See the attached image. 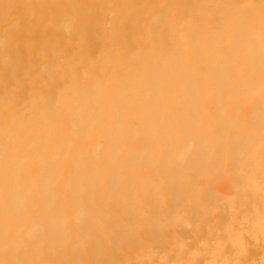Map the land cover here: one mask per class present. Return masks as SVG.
I'll use <instances>...</instances> for the list:
<instances>
[{
	"label": "bare ground",
	"instance_id": "bare-ground-1",
	"mask_svg": "<svg viewBox=\"0 0 264 264\" xmlns=\"http://www.w3.org/2000/svg\"><path fill=\"white\" fill-rule=\"evenodd\" d=\"M0 264H264V0H0Z\"/></svg>",
	"mask_w": 264,
	"mask_h": 264
}]
</instances>
